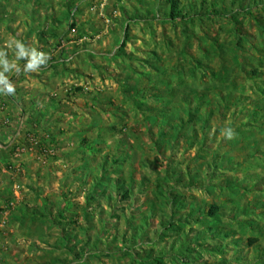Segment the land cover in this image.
Segmentation results:
<instances>
[{
    "label": "rangeland",
    "instance_id": "rangeland-1",
    "mask_svg": "<svg viewBox=\"0 0 264 264\" xmlns=\"http://www.w3.org/2000/svg\"><path fill=\"white\" fill-rule=\"evenodd\" d=\"M202 1L200 9L203 4L204 8L213 6L212 0ZM96 2L91 0L88 5V11L95 16L99 15ZM112 2L115 1L107 0L104 11L109 17L125 4ZM100 18L103 20L102 15ZM147 20L138 24L139 28L146 27L151 33L155 26L157 34L139 35L145 39L138 44L157 49L153 51L155 67L148 68L154 75H141L138 89L137 83L115 77L113 62L107 68L108 83L104 87L113 93V101L100 107L106 113V108L113 111L122 106L129 113L123 126L120 120L114 125L113 115L106 114L102 127L89 132L91 142L82 151L86 154H78L80 159L86 155L87 162H73L54 170L56 165L51 162L58 150V136L52 129L24 130L16 136L18 143L13 149L0 148L7 150L10 157V166L6 163L9 168L0 166V264H264V238L230 236L235 227L232 229L229 224L235 219L228 210L232 202H226L234 196L232 183L237 181L222 173L217 150L218 143L230 131L236 130L234 138L248 136L245 134L250 132L251 127L246 125L249 119L264 125V115H247L250 106L256 102L259 105L262 99L239 98L231 114L209 116L217 101L198 94L211 86L205 83L210 71L204 73L197 65L198 55L204 59L212 57L211 51L206 56L207 43L203 47L196 36L189 40L179 20ZM243 21L238 19L239 26H243ZM102 24L101 31L107 30ZM72 28L76 31H69L75 35L77 23ZM205 39L211 41V36ZM66 42V37L58 39L59 46ZM238 50L231 52L230 61L236 64L230 74L239 78V92H249L250 87L255 96L260 83L247 80L259 72L245 66L246 54ZM15 58L20 61L11 67L13 78L20 76L34 57L29 56L27 62L21 55ZM39 58L37 67L46 68L53 63L50 56ZM141 65L142 69L148 66ZM88 77L89 83L84 84L85 93L82 92L85 99L91 96L89 89L94 86L95 77ZM3 84L0 78V85ZM133 90L138 93L130 98L127 92ZM207 90L211 92L210 87ZM64 92L71 96L77 91L66 87ZM78 96L81 98L78 94L75 100ZM220 111L224 113V109ZM210 120L212 127L208 128ZM77 148L75 144L74 149ZM244 153L245 147L241 146L239 158ZM23 154L32 162L24 163ZM199 166L200 172L196 168ZM42 168L45 170L40 173ZM54 171L61 172L56 183L46 178V173L50 176ZM63 174L69 177L64 178ZM42 177L59 191L54 195L51 189L47 192L40 185L44 182ZM239 197L246 199L244 195ZM260 198L264 199V195L258 196L256 202ZM218 203L227 207L213 213L210 206ZM60 259L61 263L57 261Z\"/></svg>",
    "mask_w": 264,
    "mask_h": 264
},
{
    "label": "crops",
    "instance_id": "crops-1",
    "mask_svg": "<svg viewBox=\"0 0 264 264\" xmlns=\"http://www.w3.org/2000/svg\"><path fill=\"white\" fill-rule=\"evenodd\" d=\"M114 1L113 5L125 4L122 9L116 11L118 16L115 23L107 30L101 31L104 26L103 20L99 19V15L95 16L88 11L91 0H0V78L4 82L2 86L0 85L1 149L8 147L13 149L18 143L15 141L16 136L24 130L52 129L53 134L58 136L56 142L58 150L51 162L56 165L53 167L56 170L73 162L78 165L87 162L86 155L80 159L78 154L91 142L89 132L99 130L104 120H107L105 117L112 114L113 124L120 120L123 126L122 122L129 112L121 109L122 106L119 109L115 107L113 111L106 108V113H103L104 109L100 107L113 101V93L108 92L104 87L108 83L105 79L108 78L107 68L112 67L113 62L115 77H123L127 83H137L138 89L141 75H154L148 68L155 67L156 58L153 51L157 49L143 46L144 44L139 46L138 43H142V39H145L143 36L140 39L139 35L157 34V30L155 31V26H152L150 33L148 28H139L138 24H145L147 19L157 20L163 17L168 19L170 7L168 0ZM180 2L182 7L183 4L186 7L185 10H188L189 3L196 4V7L203 3L202 0H180ZM212 2L211 10L217 9L218 12L197 14L193 16L196 21L186 23L185 26L188 39L192 40V36H196L200 41H196V45L199 42L205 47L204 43H207L206 56H209V51L212 53L211 58L204 59L201 54V57L197 56L201 65L206 66L211 74L208 75V82H205L211 84L208 86L211 92L208 93V87H204L206 90L203 88L198 95L203 99L209 96L213 102L217 101L213 103L210 112H207L209 116L231 114L235 110V101L239 98L262 99L259 105L256 102V105L250 106L247 115H264V0H212ZM205 7L210 11L208 5ZM202 9L205 10L204 4ZM234 16L244 20L243 26L231 20ZM71 17L79 27L75 35L69 31ZM87 35L93 37L88 38ZM235 35L241 38L239 46L236 40L233 41ZM206 36H211V41L206 40ZM64 37L67 38V42L59 46L58 39ZM234 50L245 52V66L257 69L259 72L255 77L251 76L247 80L249 83L251 81L260 83L256 84L259 91L257 90L255 96L250 87L249 92H239L236 89V82H240L239 78L237 76L235 78V73L230 74L236 64L230 61L233 55L231 52L234 53ZM150 54L152 58L149 57ZM19 55L23 57V62H27L29 56L40 57V60L50 56L53 63H49L51 65L46 68L34 66L35 70L27 67L28 72L24 69L20 76L13 78L10 76L11 67L14 66L13 63L20 61L15 58ZM141 63L148 66L139 68L142 67ZM221 71L222 74H219ZM224 71L226 75H223ZM88 76L95 77L93 82L91 81L94 86L93 89H89L92 90L91 93L89 92L91 96H86L85 99L82 92L85 93L84 84L89 83ZM8 84L14 85V94L8 93ZM66 87L72 92L75 90L77 92L69 96L64 92ZM136 92L138 93V90L127 93L130 98H134ZM188 93L191 95L193 92ZM78 94L81 98L78 96L75 100L74 96ZM222 109L224 113L220 111ZM254 121L249 119L246 123L251 127L250 132L245 134L248 136L234 138L235 130L233 138L230 139L229 134L224 136L217 148L220 153L218 159L222 173H226L228 177L233 176L237 181L236 184L232 183L234 196L225 201L226 204L232 202L231 206L228 205V210L233 213L232 218L235 219L229 224L230 228L235 227L230 233L232 238H264V212H262L264 199L260 198L256 202L258 196L264 195V125L254 124ZM210 122L212 120L208 122V128L212 127ZM97 138L96 141L100 143L101 138ZM68 144L72 145V148L66 147ZM75 144L77 150L74 149ZM241 146L245 147V153L239 158L238 152ZM7 152L0 150V166L5 165V168L8 167L6 163L10 166ZM23 156L26 157L24 163L32 162L28 156L25 154ZM200 167H196L199 172ZM43 170L45 169L42 168L40 173H43ZM40 173L35 172L34 175L40 176ZM57 175H61V172L54 171L50 176L46 173V178H51L52 182L56 183L60 179L56 178ZM63 177L69 176L63 174ZM258 183H261V187ZM40 185L45 187L47 192L53 190L52 195L59 191L49 180H44ZM242 195L246 199L239 197ZM226 204L214 205L221 210L227 207ZM241 226L242 232H239Z\"/></svg>",
    "mask_w": 264,
    "mask_h": 264
},
{
    "label": "trees",
    "instance_id": "trees-1",
    "mask_svg": "<svg viewBox=\"0 0 264 264\" xmlns=\"http://www.w3.org/2000/svg\"><path fill=\"white\" fill-rule=\"evenodd\" d=\"M168 1H169L168 2L169 3V7H170V12H169V15H168V20L169 21H173V22H175L176 20H179V22H183V28H184L183 29V33L185 34V36H187L186 35V32H188V31H185V29H186V27H185L186 26V23L193 22V20H194L193 16H195L197 14H202V15L203 14L206 15L208 13L211 14V12H210L211 10L210 11L206 10V9H208V7H205L206 9L204 8L205 10L203 11V9H200L198 6L196 7V4L194 5V4L189 3V4H187V6H189L187 8L188 10H185L186 7L184 5L182 7L180 0H168ZM190 6H192V8H190ZM212 11L218 12L217 9H213V8H212ZM231 20L232 21H236V23H238L237 16H234L233 19H231ZM74 26H75V21L72 20V17H71V19L69 20V28H72ZM240 40H241V38L239 36H237V38H236L237 46L241 45V41ZM197 65H198V67L200 66L201 68H203L202 71H204V73H206V70L208 68L206 66H202L200 60H197ZM142 96L146 98V95L145 94H142ZM151 96L152 97L153 96L156 97L155 95H151ZM210 209H212L213 213H215L214 211H218L219 210L218 207L215 206L214 204H212L210 206ZM57 261L60 262V263L62 262L61 259L60 260H57ZM158 263L161 264L160 261H158Z\"/></svg>",
    "mask_w": 264,
    "mask_h": 264
},
{
    "label": "built area",
    "instance_id": "built-area-1",
    "mask_svg": "<svg viewBox=\"0 0 264 264\" xmlns=\"http://www.w3.org/2000/svg\"><path fill=\"white\" fill-rule=\"evenodd\" d=\"M107 0H97L96 5L94 6L98 11L99 15H102L103 22L105 23V28L107 29L109 24L113 21L112 17H115L117 15L116 11H112L111 17L107 16L104 11L106 9ZM75 28H71V32H75Z\"/></svg>",
    "mask_w": 264,
    "mask_h": 264
},
{
    "label": "clouds",
    "instance_id": "clouds-1",
    "mask_svg": "<svg viewBox=\"0 0 264 264\" xmlns=\"http://www.w3.org/2000/svg\"><path fill=\"white\" fill-rule=\"evenodd\" d=\"M37 62H38L37 59L34 57L32 59V61L29 62L28 68H32L33 70H35V67L34 66L36 65ZM28 68L25 69L26 72H28ZM7 88H8V93H11V94H14L15 93V87H14L13 84H8L7 85ZM233 135H234V133H232L230 131L229 132V138L230 139L233 138Z\"/></svg>",
    "mask_w": 264,
    "mask_h": 264
}]
</instances>
